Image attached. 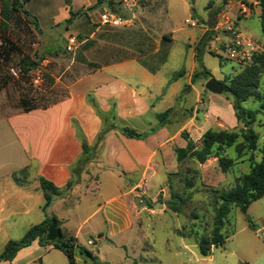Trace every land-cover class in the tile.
<instances>
[{
	"label": "crops",
	"instance_id": "obj_1",
	"mask_svg": "<svg viewBox=\"0 0 264 264\" xmlns=\"http://www.w3.org/2000/svg\"><path fill=\"white\" fill-rule=\"evenodd\" d=\"M98 1L99 6L94 9ZM132 2L134 12L131 11L133 7L126 11L120 0H28L24 4L27 13L36 19L37 29L40 31L53 29L62 24L71 27L72 35L69 37L76 40L74 51L91 40L98 32V28L104 27L98 23V14L103 9L115 13L123 12L124 15L120 16L132 19V25L137 19L138 28L146 32V41L154 40L147 31L156 32L158 29L162 34L158 40H154L157 43L156 47L147 53L122 46H118L117 50L112 49L103 65H92L85 55L79 54L71 58L67 68L73 66L74 70L70 72L72 79L65 86L64 95L57 93V85L62 84L60 75L43 76V86L53 92L45 93V96L36 99L23 89L26 87L24 81L11 78L12 83L5 78L2 79L0 70V252L8 241L22 238L29 228L50 215H54L60 221V228L65 237H73L77 244L81 245L78 235L82 230V224L73 234L65 233L63 226L68 218L60 215V210L71 206L70 199L76 192L78 193L76 200L79 203L93 190L99 189L96 182L86 184L82 181L85 178L89 179L91 174L89 172L93 168L96 169V174L102 170L115 171L124 181L119 188L107 194L90 215L92 217L99 214L102 226L99 227L98 224L93 226L96 229V236L88 240L87 245L95 246L104 240L112 246L125 247L126 234L134 228L139 214V207L134 204V198L138 195L133 194V191L146 179L151 181L157 176L160 166L158 155L177 136H170L169 126L160 128L144 140L126 138L118 131L109 132L102 143L97 163L88 165L84 169L85 177H82L81 182L77 183L66 197L55 198L47 211L43 210L45 200L38 178L48 180L57 188H63L70 180V167L81 154L80 141L76 137L72 121L76 122L88 144L93 143L101 121L87 104V95L95 100L102 112H109L113 106L118 125L136 130L134 127L147 124L149 129L157 123L155 115L172 107L182 88L190 84L196 67L194 52L190 53L191 66L184 74L187 79L184 86H180L178 79L173 78L175 72L164 70L169 62L174 34L183 28L166 30L163 27V19L159 21V12L157 13L151 1L148 7L142 6L144 0ZM125 14L130 16L127 17ZM203 19L204 17H199L198 22ZM145 21L151 23L152 28H149ZM207 30L205 24L194 32L198 34V40ZM165 32L172 34L173 38L165 35ZM66 34L64 49L68 39L65 37ZM1 37L0 31V40ZM163 49L167 50L166 60L155 72H150L139 63V60L154 56ZM127 51L137 53L138 56H127L125 53ZM181 52L184 56L187 55L185 51ZM142 53L146 55L142 56ZM60 60L58 57H50V61ZM48 62L49 60L44 59L41 64L45 66ZM78 66L87 68L81 70ZM22 101L26 107L22 105ZM218 103L232 109L231 103L226 99H220ZM232 124H236V120L232 121ZM138 129L136 130L138 132L147 130ZM179 142L176 147H185L184 140ZM28 167L30 176L27 183L17 184L12 175ZM260 230H264V226L252 231L256 234ZM57 252L63 254L51 245L42 246L35 241L21 249L10 264H44L47 256L58 254ZM95 255L97 256V253ZM127 260L126 255L124 261ZM76 264L87 263L77 257Z\"/></svg>",
	"mask_w": 264,
	"mask_h": 264
},
{
	"label": "rangeland",
	"instance_id": "obj_2",
	"mask_svg": "<svg viewBox=\"0 0 264 264\" xmlns=\"http://www.w3.org/2000/svg\"><path fill=\"white\" fill-rule=\"evenodd\" d=\"M150 1L157 13L159 12V21L161 18L163 19V27L166 30L183 28L182 31L174 34V44L169 62L164 68L166 72L176 73L180 86H184L187 81L184 74L191 66L190 53L194 52V46L199 37L194 32L205 24L210 31V38L202 55V63L211 77L228 85V78H233L243 71L239 65L228 60L219 51V46L214 39L221 36L213 30V27L216 14L220 11L225 0H144L142 6L148 7L151 4ZM218 6L220 9L217 10ZM121 9L124 8L121 7ZM134 10L135 7L131 9L133 12ZM126 11L129 10L126 9ZM117 14L124 15L123 12H117ZM194 14L204 17V19L200 22L196 21L194 27L185 24L186 19L195 20ZM125 16L129 17L130 14H125ZM19 17L21 22L16 21L10 24L7 37L19 52H11L8 60L2 62L1 78L12 82L11 77L7 74L8 69L19 70V58L22 55L27 56L39 62L38 67L41 68L43 76L60 75L62 84L57 85V93L61 95L66 93L65 86L72 79L70 72L74 70V67L67 68L71 58L79 54L85 55L92 65H103L112 49L117 50L118 46H122L147 53L156 47L157 43L154 40H158L162 34L158 29L156 32L147 31L154 40L146 41V32L138 28V21L135 19L129 28L116 30L107 27L98 28V32L93 38L84 46H80L82 47H79L80 50L77 48L73 54V52H67L64 49V35L68 31L70 32L65 37L68 38L69 35H72L71 27L62 24L53 29L38 31L32 25L24 26L22 16ZM144 23L149 28L153 26L147 21ZM239 25L242 32L246 34L260 35L259 21L256 17H251L246 21L242 20ZM165 35L173 38L170 33L165 32ZM181 50L185 51L187 55L184 56ZM47 52H51V55ZM125 53L127 56L137 54L130 51ZM141 55L146 54L142 53ZM51 56L61 60L59 62L50 61ZM44 59L49 62L45 66H41V61ZM79 68L84 70L87 67L80 66ZM259 72L255 94L243 103L245 108L255 109L260 99L264 100V69H259ZM22 81L26 84L23 89H26L36 99L42 98L45 93L53 92L44 86L41 89L33 88L26 79H22ZM206 82V76L201 75L193 85V89L184 95V102L181 105L189 112L176 109L173 113L169 125L170 136H177L158 155L160 166L157 176L151 181L146 179L140 187L133 191V194L138 195L137 197H140L146 206L138 208L139 214L136 217L135 226L126 234L125 247L112 246L104 240L95 246L87 245V241L96 236V229L93 226L95 224H98L99 227L102 226L99 214L92 217L90 215L103 202L107 194L123 184V177L115 171L102 170L96 174V169L93 168L89 172V174L91 173L89 179L82 180V177H85L83 176L85 170L81 172L78 183L81 180L86 184L96 182L99 189L93 190L79 203L76 200L78 193L76 192L72 196L69 202L71 206L63 207L60 210V215L68 218L63 230L65 233L73 234L82 224L78 241L84 248L97 253L100 262L109 264L119 262L126 264H264V230L259 231L261 235L255 234L247 227L246 222L248 218L255 228L264 226V196L251 203L245 213L231 207L228 220L221 230L228 236L225 244L217 248L211 246L210 255L207 257L199 255L198 240L200 238L209 239L213 230L217 204L213 201L211 191L222 192L232 189L238 179L249 171L250 166L248 160L250 153L243 148L241 138H238L235 147L225 149L223 152V156L229 159L226 162L225 170L221 169L216 157L209 158L203 164H197L190 159H184L179 163L176 161L173 149L178 146L179 141L183 140L180 137L181 132H185L198 147L200 136L205 130L216 127L222 129L237 127L236 124H232V121H235L232 109H227L218 103L220 99H226L231 103L232 96L229 93L212 94L206 91L204 89ZM216 112L217 114H215ZM205 114L209 115L208 120L204 119ZM154 122L156 121L154 120ZM148 126L146 124L134 128L136 130H139L138 128L147 129ZM252 129L259 137L258 147H260L264 142V126L254 124ZM253 155L254 161L258 162V152ZM188 182L191 183L190 186H188ZM172 193L183 198L190 197L179 214L167 208ZM155 203H160L161 206L153 208ZM164 203L166 206L163 205ZM126 255L128 260L125 262ZM45 260L44 264H68L65 256L61 253H55L52 256L50 254Z\"/></svg>",
	"mask_w": 264,
	"mask_h": 264
},
{
	"label": "trees",
	"instance_id": "obj_3",
	"mask_svg": "<svg viewBox=\"0 0 264 264\" xmlns=\"http://www.w3.org/2000/svg\"><path fill=\"white\" fill-rule=\"evenodd\" d=\"M26 2H28V0H0V31L2 35L0 40V70L2 68V62L8 60L11 52H19V50L7 38L10 24L16 21L21 22L19 17L21 15L24 26L32 25L38 30L36 19L31 17L24 9V4ZM99 4L98 1L93 8L96 9ZM218 9H220V6L217 7V10ZM256 18L259 21L260 35H264V13ZM209 32L210 31L207 30L194 46V62L196 64V70L191 76L190 84L185 85L182 88L172 107L155 115L157 123L146 131L138 132L130 127L118 125L116 123V115L113 106L109 112H102L97 106L95 100L90 95L86 96L87 104L92 108L101 121L100 128L93 143L88 144L76 122L72 121L76 137L80 141L81 154L71 165L70 180L63 188H57L48 180L38 178L39 186L43 192L45 200L43 205L44 211L50 209L55 198H64L70 193L73 187L78 183L81 172L88 165L97 163L102 143L109 132L118 131L126 138L144 140L160 128L169 126L172 121L171 117L176 109L183 112H189L181 105V103L184 102V95L191 90V86L197 82L201 75L206 76V80L211 77L209 71L202 63V55L205 52V47L210 38ZM48 54L51 55V53ZM166 57L167 50L163 49L154 56L139 60V63L146 67L150 72H155L158 67L165 62ZM18 62L20 67L19 71L22 74H26L31 69L37 68L39 64V62L23 55L19 58ZM242 69L243 71L241 73L233 78L227 79V86L230 89L229 94L232 96L231 106L237 127L231 129L216 127L205 130L200 136V145L198 147L195 146L194 142L185 132H181L180 137L186 142V145L183 148L175 147L173 149L175 159L178 163L184 159H190L197 164H203L209 158L216 157L222 170H225L227 166L226 162L229 160L223 156V152L225 149L235 147L238 138H241L243 148L250 153L248 159L250 162L249 171L238 179L232 189L222 192L211 191L213 201L217 206L215 208L213 230L210 238H200L197 243L199 255L201 257H207L210 255L211 246L217 248L222 247L225 244L228 236L223 234L221 230L223 229L225 222L228 220L227 217L231 207H235L245 213L251 203L264 196V142L258 147L259 137L252 129L254 124L264 126V100L260 99L259 104L255 109L243 107V103L255 94L257 77L260 73L259 69H264V56L255 57L250 66ZM176 77L177 75L175 74L173 78ZM22 105L26 107V104L23 101ZM238 126H240V129H238ZM255 152H258L259 154L258 162L254 161L253 153ZM29 176V167L12 175L14 181L20 185L27 183ZM190 185L191 183L188 182V186ZM189 200V196L183 198L176 193H172L167 208L172 212L179 214L181 213L184 204ZM246 222L249 229L256 231V228L250 219L247 218ZM35 241L42 246L51 245L54 249L62 252L66 257L68 264H76L77 257L81 258L87 264H106L100 262L98 257L91 251L77 244L73 237H65L60 228V221L54 215L48 216L39 224L29 228L22 238L8 241L0 252V263L6 262L10 264L21 249L30 246Z\"/></svg>",
	"mask_w": 264,
	"mask_h": 264
},
{
	"label": "built area",
	"instance_id": "obj_4",
	"mask_svg": "<svg viewBox=\"0 0 264 264\" xmlns=\"http://www.w3.org/2000/svg\"><path fill=\"white\" fill-rule=\"evenodd\" d=\"M120 3L126 9L134 7L132 0H120ZM262 13H264V0H225L216 15L213 30L221 35L214 38L219 51L241 68L250 66L255 57L264 56V35H249L242 32L239 22L258 17ZM184 22L192 27L196 24V21L191 19H186ZM98 23L104 27L121 28L131 26L132 19L103 9L98 14ZM75 44V38L68 37L65 50L73 52ZM41 66L44 64L42 63ZM8 74L14 80L26 79L33 88L43 87L44 77L40 67L31 69L26 74H22L18 69L9 68ZM204 119L208 120L209 115L205 114Z\"/></svg>",
	"mask_w": 264,
	"mask_h": 264
},
{
	"label": "water",
	"instance_id": "obj_5",
	"mask_svg": "<svg viewBox=\"0 0 264 264\" xmlns=\"http://www.w3.org/2000/svg\"><path fill=\"white\" fill-rule=\"evenodd\" d=\"M194 18L198 21L199 20V17L194 14ZM204 89L212 94H223V93H229L230 92V89L229 87L222 83V82H219V81H216L214 78H209L207 80V82L205 83L204 85ZM134 204L137 206V207H145L146 206V203L144 201H141L140 200V197H135L134 198ZM164 206H166V203L163 204ZM157 206H161L160 203H155L152 207H157ZM259 235H261L260 232H258Z\"/></svg>",
	"mask_w": 264,
	"mask_h": 264
}]
</instances>
